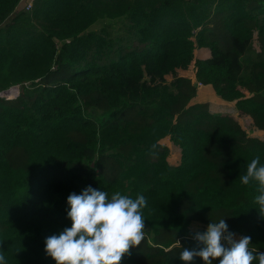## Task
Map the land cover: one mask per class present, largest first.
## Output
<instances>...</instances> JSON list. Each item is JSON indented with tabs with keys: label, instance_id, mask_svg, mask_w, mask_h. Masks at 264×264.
<instances>
[{
	"label": "trees",
	"instance_id": "16d2710c",
	"mask_svg": "<svg viewBox=\"0 0 264 264\" xmlns=\"http://www.w3.org/2000/svg\"><path fill=\"white\" fill-rule=\"evenodd\" d=\"M19 1L0 0V91L19 86L0 96L7 264H55L44 241L71 227L67 197L89 186L147 199L150 239L121 264H183L193 227L222 218L264 252L257 185L239 179L253 158L264 164V137L190 103L197 86L177 72L193 64L263 129L264 0H36L30 10ZM197 47L210 56L193 58ZM165 136L180 148L176 165Z\"/></svg>",
	"mask_w": 264,
	"mask_h": 264
},
{
	"label": "clouds",
	"instance_id": "9594fccd",
	"mask_svg": "<svg viewBox=\"0 0 264 264\" xmlns=\"http://www.w3.org/2000/svg\"><path fill=\"white\" fill-rule=\"evenodd\" d=\"M239 179L245 186L256 183L258 195L254 203L264 217V164L259 156L247 164ZM66 203L71 227L44 241V251L55 264H121L129 249L144 239L142 210L147 199L142 194L132 198L116 191L109 197L107 192L89 186L80 194H69ZM191 238L194 247L184 248L179 254L183 264H193L197 257L202 264H213L217 258L219 264H253L257 260L264 264V252L249 247L251 237L235 239L224 218L210 222L203 232L195 231ZM0 264H7L3 254Z\"/></svg>",
	"mask_w": 264,
	"mask_h": 264
},
{
	"label": "crops",
	"instance_id": "0c3cea01",
	"mask_svg": "<svg viewBox=\"0 0 264 264\" xmlns=\"http://www.w3.org/2000/svg\"><path fill=\"white\" fill-rule=\"evenodd\" d=\"M20 5L22 4V0L19 1ZM199 54L197 56V58H207L210 56L209 53V49L205 48V47H197L194 49L193 51V55L194 54ZM193 66V64H192ZM190 67V66H189ZM188 67V68H189ZM188 68L186 69H181L178 68L177 72L180 75H185V76H190V74H188ZM190 103L192 104H198V105H205V108L208 109V111H213V112H221L220 114H231V115H237L236 113L238 112V110L236 109L235 106V101H226L221 99L213 90L212 86L210 84H202L199 87H197V91H196V95L190 100ZM219 108V109H218ZM219 111H216V110ZM226 112V113H225ZM229 112V113H228ZM231 112V113H230ZM241 117H246L241 115ZM237 120L240 121L239 118H237ZM163 138H167L169 139V136H165ZM162 138V139H163ZM162 139H160V142L162 143ZM165 144V143H163ZM167 145V144H165ZM180 151V148H179ZM180 155V153H179ZM169 157H167V160L170 164L176 165L179 162L180 156H178V160H174V162H170Z\"/></svg>",
	"mask_w": 264,
	"mask_h": 264
},
{
	"label": "rangeland",
	"instance_id": "374dc122",
	"mask_svg": "<svg viewBox=\"0 0 264 264\" xmlns=\"http://www.w3.org/2000/svg\"><path fill=\"white\" fill-rule=\"evenodd\" d=\"M95 26L98 27L99 26V23H97ZM209 53H210V51H209ZM198 55H199L198 53L197 54L195 53L193 55V58H197ZM190 67L191 68H188V70H187L188 71V74H191V72H192V64H190ZM166 78L168 80H170L171 79V76L170 75H167ZM203 107L205 108V105H203ZM218 109L216 111H219ZM207 111H208V109H207ZM213 111L211 110L209 112H211V113H221V112H213ZM236 114L237 115L236 116L234 115V117H236V119L237 118L240 119V121L238 120V122L240 123V125L242 126V128H244L246 130V132L248 134H250L252 136H257V137H260V138H263L264 137V128L263 129H257V128H255L253 126V124H252V121L253 120H252V117L250 115H248V114H241L239 112H237ZM241 115L246 116V117H241ZM162 143L167 144V147L169 148V152H168V156H167V157H169L168 158L169 161L172 163V162H174V160H178L177 158H178V156H180L179 155V153H180L179 147L177 145L173 144L167 138H163L162 139ZM206 228H207V226H201V225L200 226L196 225V226L193 227L194 230L200 231V232H203L204 230H206ZM144 233H145L144 236H146L148 239H150V236H149V233H148V229L145 228V227H144ZM235 239L238 240L239 237L235 236Z\"/></svg>",
	"mask_w": 264,
	"mask_h": 264
},
{
	"label": "built area",
	"instance_id": "2783aa9c",
	"mask_svg": "<svg viewBox=\"0 0 264 264\" xmlns=\"http://www.w3.org/2000/svg\"><path fill=\"white\" fill-rule=\"evenodd\" d=\"M36 0H22V4L23 8L26 10H30L33 6V3ZM191 68V67H189ZM192 81L195 83V85L197 87H199L200 85H202V83L200 82V80L198 79V77L195 75V69L194 66H192V72L190 74ZM19 92V86L18 85H12L6 89H3L0 91V96L4 97V98H12L15 97Z\"/></svg>",
	"mask_w": 264,
	"mask_h": 264
},
{
	"label": "water",
	"instance_id": "95a60500",
	"mask_svg": "<svg viewBox=\"0 0 264 264\" xmlns=\"http://www.w3.org/2000/svg\"><path fill=\"white\" fill-rule=\"evenodd\" d=\"M23 6V5H22Z\"/></svg>",
	"mask_w": 264,
	"mask_h": 264
}]
</instances>
